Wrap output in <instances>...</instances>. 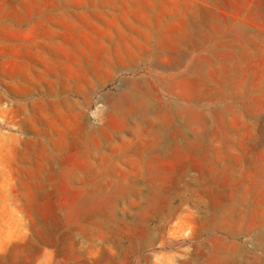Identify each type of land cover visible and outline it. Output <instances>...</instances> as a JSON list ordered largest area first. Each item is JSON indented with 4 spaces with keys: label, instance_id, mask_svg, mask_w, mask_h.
Returning a JSON list of instances; mask_svg holds the SVG:
<instances>
[{
    "label": "rangeland",
    "instance_id": "1",
    "mask_svg": "<svg viewBox=\"0 0 264 264\" xmlns=\"http://www.w3.org/2000/svg\"><path fill=\"white\" fill-rule=\"evenodd\" d=\"M231 262L264 264V0H0V264Z\"/></svg>",
    "mask_w": 264,
    "mask_h": 264
},
{
    "label": "bare ground",
    "instance_id": "2",
    "mask_svg": "<svg viewBox=\"0 0 264 264\" xmlns=\"http://www.w3.org/2000/svg\"><path fill=\"white\" fill-rule=\"evenodd\" d=\"M243 255H244V254H243ZM245 255H246V253H245ZM231 259H232V258H231ZM231 259H230V260H231ZM259 262H260V261H259ZM231 264H232V262H231Z\"/></svg>",
    "mask_w": 264,
    "mask_h": 264
}]
</instances>
